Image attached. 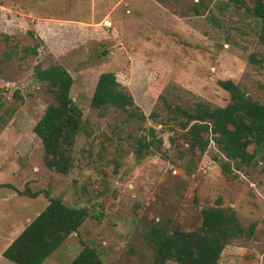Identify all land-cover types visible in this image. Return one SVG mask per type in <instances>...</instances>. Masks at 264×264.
<instances>
[{
  "label": "rangeland",
  "instance_id": "374dc122",
  "mask_svg": "<svg viewBox=\"0 0 264 264\" xmlns=\"http://www.w3.org/2000/svg\"><path fill=\"white\" fill-rule=\"evenodd\" d=\"M229 1L205 0L196 14L199 0H0V185L38 194L0 188V264H12L4 251L50 199L85 208L88 217L44 264H70L86 246L104 264H151L153 230H197L201 211L218 202L244 228L256 224L252 238L224 249L220 264H264V160L224 174L214 143L199 157L189 155L184 132L167 121L159 100L225 107L230 97L217 82L232 80L264 104L257 23L236 16ZM38 64L66 68L83 113L67 175L45 166L33 131L54 103L34 77ZM109 72L133 99L132 119L91 105L99 76ZM149 128L163 152L139 161L134 146Z\"/></svg>",
  "mask_w": 264,
  "mask_h": 264
},
{
  "label": "trees",
  "instance_id": "16d2710c",
  "mask_svg": "<svg viewBox=\"0 0 264 264\" xmlns=\"http://www.w3.org/2000/svg\"><path fill=\"white\" fill-rule=\"evenodd\" d=\"M199 1L192 7L196 14L206 8L205 0ZM229 3L236 16L243 15L256 21L258 39L264 44V0H230ZM37 48H33L34 53ZM250 60L259 62L254 55ZM34 77L48 86L54 103L47 107L33 131L41 140L45 166L67 175L74 166L76 138L83 130L82 110L71 98L74 80L60 64L47 68L38 64L34 68ZM217 84L229 94L230 102L225 107L199 101L185 108L169 103L162 96L159 100L167 112V121L178 122L184 132L186 152L199 157L214 143L224 156L220 163L222 172L231 174L233 170L240 172L264 160V104L253 100L232 80H218ZM91 105L99 110L114 108L127 113L128 119L135 113L132 97L111 72L99 76ZM151 116L154 118L156 114ZM147 132L134 146L139 161L163 152V140L156 130L149 128ZM1 187L11 188L20 196L38 197L28 189L19 191L9 184ZM201 215L202 225L194 231L153 230L150 239L155 246V255L151 264H220L221 255L229 244L237 239L249 240L256 231L255 223L244 228L236 212L224 208L221 202L216 207L203 209ZM87 217L85 208L69 207L60 199H50L48 206L6 248L3 257L12 264H44L69 235L79 231ZM70 264L104 262L92 247L86 246Z\"/></svg>",
  "mask_w": 264,
  "mask_h": 264
}]
</instances>
